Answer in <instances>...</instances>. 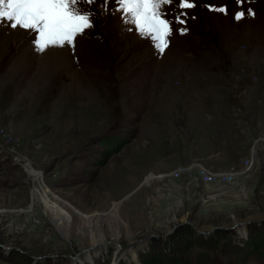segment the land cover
<instances>
[{
  "label": "rangeland",
  "instance_id": "1",
  "mask_svg": "<svg viewBox=\"0 0 264 264\" xmlns=\"http://www.w3.org/2000/svg\"><path fill=\"white\" fill-rule=\"evenodd\" d=\"M190 2L162 6L173 28L163 53L124 22L117 0L77 5L94 15L74 48L41 52L30 32L0 23V264L167 261L180 257V228L217 241L192 247V261L208 251L206 264H264V253L238 250L264 221L216 228L264 218V166L235 189L163 172L194 161L197 100L225 87L229 100L239 91L249 101L239 82L210 73L249 69L254 57L264 69V0ZM244 160L231 166L237 176L255 167Z\"/></svg>",
  "mask_w": 264,
  "mask_h": 264
},
{
  "label": "crops",
  "instance_id": "2",
  "mask_svg": "<svg viewBox=\"0 0 264 264\" xmlns=\"http://www.w3.org/2000/svg\"><path fill=\"white\" fill-rule=\"evenodd\" d=\"M255 62L254 57L249 69L226 71L224 74L227 76L222 72L210 73L221 80L224 78L239 82L241 87L246 88L244 91L249 101L242 103L239 91H232L229 100L230 95L225 94L224 87L217 88L215 94H210V99H200L195 104L194 154L189 156L194 161L188 165L198 162L211 171H225L231 166L241 168L242 160L251 156L255 163L251 172L238 175L232 184H215L228 186L229 189L238 188V180L243 181L244 175L248 173L255 175L262 168L260 166H264V69L260 63ZM217 85L221 86L223 82ZM200 113L201 120L197 117ZM183 166L186 165L180 163L169 170L168 167L164 168L165 177L172 170Z\"/></svg>",
  "mask_w": 264,
  "mask_h": 264
},
{
  "label": "snow or ice",
  "instance_id": "3",
  "mask_svg": "<svg viewBox=\"0 0 264 264\" xmlns=\"http://www.w3.org/2000/svg\"><path fill=\"white\" fill-rule=\"evenodd\" d=\"M124 14L126 24L135 26L138 34L148 39L159 53H163L169 45L168 37L172 34V21L165 18L162 6L171 5L173 0H117ZM93 0H0V23L7 21L13 29H21L32 34L34 45L41 52L48 47L74 48L77 35H82L93 27L91 17L94 15L77 5H90ZM242 5L244 0H235ZM197 5L190 0H180L181 10L192 9ZM209 10L228 14L227 5L215 7L204 5ZM247 13L254 15L252 10ZM182 15L186 14L184 12ZM244 11L235 13V19L245 16ZM183 25L184 20L177 17ZM131 30V29H129ZM181 34L184 29H179Z\"/></svg>",
  "mask_w": 264,
  "mask_h": 264
},
{
  "label": "trees",
  "instance_id": "4",
  "mask_svg": "<svg viewBox=\"0 0 264 264\" xmlns=\"http://www.w3.org/2000/svg\"><path fill=\"white\" fill-rule=\"evenodd\" d=\"M257 13L258 10L254 9ZM252 226V225H251ZM177 236L172 237V243L174 244L173 249L177 250L180 254V257L173 256L169 257L166 260H163L164 257L157 256H148L142 264H206L205 259L208 256V251L204 252V257H199V260L192 261L190 249L195 246L207 247L209 250H215L217 248V241H214L215 244H208L207 242H200L198 237L190 232H185L183 228H180L176 233ZM210 239V238H209ZM241 241V240H240ZM227 243V242H226ZM167 245V243H166ZM169 247V243L167 245ZM239 251L245 253V256H250V254L261 255L264 253V231H259L256 235H251L249 238L242 240L239 245ZM186 257V258H183ZM15 258H20L21 256H14ZM246 257L244 260H246ZM1 258V256H0ZM22 258V257H21ZM145 258V256H143ZM237 262H240L241 259L237 258ZM15 264H19L16 260L12 261Z\"/></svg>",
  "mask_w": 264,
  "mask_h": 264
},
{
  "label": "built area",
  "instance_id": "5",
  "mask_svg": "<svg viewBox=\"0 0 264 264\" xmlns=\"http://www.w3.org/2000/svg\"><path fill=\"white\" fill-rule=\"evenodd\" d=\"M251 163L252 156L244 160V168L249 170V167L252 165ZM240 171L242 170H237L235 167H230L225 171H211L201 163L196 162L185 167H180L173 171L172 174L175 178H178L181 174H185L188 179H196L200 184L208 185L218 183H232Z\"/></svg>",
  "mask_w": 264,
  "mask_h": 264
},
{
  "label": "water",
  "instance_id": "6",
  "mask_svg": "<svg viewBox=\"0 0 264 264\" xmlns=\"http://www.w3.org/2000/svg\"><path fill=\"white\" fill-rule=\"evenodd\" d=\"M260 221H264V218H259V219L248 218V219H245L242 221L235 222V224L230 228H227L225 226H220V227H216V228L217 229H234V230H237V229H239V227L243 226L247 229L248 224L250 222H260ZM195 229L198 230L200 233H208L209 232V231H205V230L198 229V228H195ZM34 259H40V257H34Z\"/></svg>",
  "mask_w": 264,
  "mask_h": 264
},
{
  "label": "bare ground",
  "instance_id": "7",
  "mask_svg": "<svg viewBox=\"0 0 264 264\" xmlns=\"http://www.w3.org/2000/svg\"><path fill=\"white\" fill-rule=\"evenodd\" d=\"M241 227H243V226H241ZM245 228V227H244ZM245 230H247L246 228H245ZM237 231H238V229H237ZM133 247V245H131V246H129L128 248H132ZM127 248V247H126ZM91 250H93L92 248L91 249H87V250H84L83 252H81V253H86V252H89V251H91Z\"/></svg>",
  "mask_w": 264,
  "mask_h": 264
}]
</instances>
